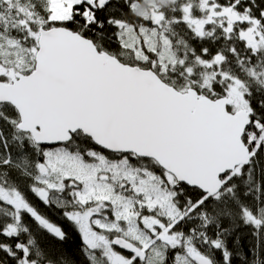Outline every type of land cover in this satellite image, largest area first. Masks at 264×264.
Instances as JSON below:
<instances>
[{
    "label": "snow or ice",
    "instance_id": "obj_1",
    "mask_svg": "<svg viewBox=\"0 0 264 264\" xmlns=\"http://www.w3.org/2000/svg\"><path fill=\"white\" fill-rule=\"evenodd\" d=\"M0 264H264V0H0Z\"/></svg>",
    "mask_w": 264,
    "mask_h": 264
}]
</instances>
